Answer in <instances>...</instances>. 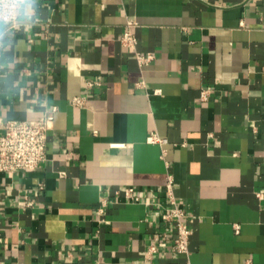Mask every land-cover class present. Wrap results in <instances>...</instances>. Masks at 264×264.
Returning a JSON list of instances; mask_svg holds the SVG:
<instances>
[{
  "label": "crops",
  "instance_id": "1",
  "mask_svg": "<svg viewBox=\"0 0 264 264\" xmlns=\"http://www.w3.org/2000/svg\"><path fill=\"white\" fill-rule=\"evenodd\" d=\"M53 108L47 161L0 172V264H264V0H36L0 47V136Z\"/></svg>",
  "mask_w": 264,
  "mask_h": 264
},
{
  "label": "built area",
  "instance_id": "2",
  "mask_svg": "<svg viewBox=\"0 0 264 264\" xmlns=\"http://www.w3.org/2000/svg\"><path fill=\"white\" fill-rule=\"evenodd\" d=\"M127 25L128 30L122 36L121 42L124 46L136 49L138 47V38L132 29L135 27V22L129 20ZM16 26L18 25L13 21L12 27ZM137 57L139 62L143 64L150 62L154 58L151 53L140 54L139 52H137ZM210 95V88L202 89L201 99L203 101H207ZM73 103L81 106L84 104V98L76 97ZM56 111L57 108H53L38 120H10L3 123L4 133L0 136V172L34 171L47 161L48 137L49 133L54 129ZM150 140L161 145L167 143L166 139L160 138L155 133L152 134ZM174 184L173 177L169 176L166 185L169 206L162 218L164 221L172 222L175 225V249L178 254L189 256L192 230L186 220L185 210L181 207L174 194ZM123 193L128 199L138 200L133 195V188H128ZM117 194L120 195L121 192L119 191ZM236 228L238 230V226ZM155 251V247H152L151 252Z\"/></svg>",
  "mask_w": 264,
  "mask_h": 264
},
{
  "label": "clouds",
  "instance_id": "3",
  "mask_svg": "<svg viewBox=\"0 0 264 264\" xmlns=\"http://www.w3.org/2000/svg\"><path fill=\"white\" fill-rule=\"evenodd\" d=\"M36 0H0V47L10 33L12 22L26 24L34 15Z\"/></svg>",
  "mask_w": 264,
  "mask_h": 264
}]
</instances>
